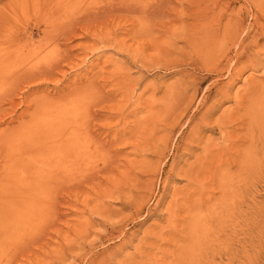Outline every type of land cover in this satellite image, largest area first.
Returning <instances> with one entry per match:
<instances>
[{
    "label": "rangeland",
    "instance_id": "1",
    "mask_svg": "<svg viewBox=\"0 0 264 264\" xmlns=\"http://www.w3.org/2000/svg\"><path fill=\"white\" fill-rule=\"evenodd\" d=\"M139 1L143 13L128 0H0L2 264H264V226L247 240L248 257H180L193 214L222 202L226 158L239 172L233 151L241 146L230 144L242 127L227 141L217 126L236 120L264 85V0ZM253 19L261 22L257 44L241 49L231 73L210 72L204 29L219 30L221 48L224 26ZM228 45L232 58L238 49ZM84 97L74 124L88 128L96 157L64 177L60 168L39 171L48 153L35 119L52 109L58 115L47 122L66 130V103ZM244 183L241 197L264 204V179ZM10 227L34 234L17 239Z\"/></svg>",
    "mask_w": 264,
    "mask_h": 264
},
{
    "label": "bare ground",
    "instance_id": "2",
    "mask_svg": "<svg viewBox=\"0 0 264 264\" xmlns=\"http://www.w3.org/2000/svg\"><path fill=\"white\" fill-rule=\"evenodd\" d=\"M139 3H140L139 0H128V5L131 4L134 7L135 6L138 7ZM120 5H122V4H120ZM134 7H132V8H134ZM112 8H114V7H112ZM138 8H140V12H142L143 8L142 7H138ZM148 9H147V11L149 12ZM137 10H139V9H137ZM132 11H134V9ZM147 11H146V13H148ZM236 23L237 24H234L233 27H230V26L228 28L226 26H224V28L222 27L223 28V35L225 36V38H224V41H223L221 48L215 47V45H217L216 43L222 39L217 35L218 34L217 32H219V30H217V28H214V26H211V27L209 26V28L207 27L208 29H204V33H209L208 35H210L209 40L206 39L205 41H207V43L211 47L209 46L210 47L209 52H207L201 58H202V60H204L203 62H205V60H206L207 63H210L211 65H209V66L212 67L215 65L214 67H212L213 69L210 71V72H213V74L214 73L217 75L219 73L221 74L224 72V70L227 71L228 73H231V69H232V71L235 69V68L233 69L232 67L235 66L241 58L242 52H240V51H242L246 47L255 46L258 42V38L261 34L258 32L261 30L260 20L253 19L251 26H248L246 28H242L243 24L241 23V21L240 22L237 21ZM251 30L253 31L252 34L250 33ZM206 31H208V32H206ZM220 32H221V30H220ZM202 35H203V31H202ZM247 39H248V42L245 43V41ZM203 43H205V42H203ZM203 43H202V45H203ZM228 44L229 45L231 44V46L234 45V47H233L234 50L238 49L237 53L233 51L235 53V56L234 57L232 56V58L230 56H229L230 57L229 58L227 53L225 54V51H224V47H226ZM212 45H214V47H212ZM231 46L229 48H232ZM249 52H252V51H249ZM234 53H233V55H234ZM251 54H253V53H251ZM252 57H254V55ZM245 58H247V57H245ZM245 62H249V60H246ZM73 98L74 97H70L69 99H67L65 101L70 102L73 100ZM86 100H88V97H84V99L79 100L78 104L74 105V106L71 103H66V105H68V107L70 108V110L62 111L63 114L65 115V117H63L65 119H64V121L62 120V122L64 123L66 130H64V129L58 130L57 129V124H58L57 122H53V124L50 122H47L46 118L50 117V115L55 112L52 109H50L49 111H46V114L44 117L35 119L34 128H37L39 126H41L42 128L40 130H38V134L36 133L37 129L36 130L34 129V131L38 137H41V142H43V140H44V144L47 146V153H48V154H43V156L41 158V159L47 160L45 163L42 164L40 162L39 163V164H41L40 167H39V165H35L39 171H41V172L43 170L49 171V169L58 170V168H60V172H61V174H63L61 176L64 177L74 167H76L79 163L90 162L91 160H94V158L96 157L95 153H98V151H97V149H92L90 146L92 138H90L88 128L81 125L78 122V120H77V123L74 124L75 118L77 116V115L76 116L74 115V111L76 113L78 105L80 103L83 104ZM65 101H62L59 103L63 104V103H65ZM173 105H175V104H173ZM245 105H246L245 107L241 108V111H240L241 115L239 117H235L236 120L232 121L231 120L232 118H230V117H228V118H230L228 120L220 119V121L221 120L222 121L220 122V125L217 126V127H219L218 129L223 134V136H222L223 139L224 140L226 139L227 141L231 139L228 135V133H230L229 131H234V130L238 131V129L240 127H242L243 134L241 135V137L235 138L230 144V145H234L236 147H238L239 145L241 146V149L238 151H237V149H235L236 147L235 148H234V146L232 147L233 149H235V151H233V155H235V156L240 155V160H238V163H236L237 167L239 166V172H237L234 175V174H231V172L229 171L230 166L233 167V165H232L233 159L232 158H230V157L228 159L226 158L224 163L223 164L221 163L222 165H224V164L226 165V169L221 170L222 172L221 171L219 172L220 175H222V178L226 179L225 183L227 184V188L224 191H222L220 194V200H222V202L224 200V204L222 202L218 206H216L215 204H212L211 207L206 206L207 208H205L203 206L204 210H205L204 213L201 211H198V212H196L195 215L193 214V217L190 219L188 234H186V236H188V239H189V243H188L189 245L184 246L182 248L183 250H182L180 257L185 255V256H187V258L191 257L193 260L199 259L201 257L206 256L208 251H215V252L223 251L221 256L226 257L228 260H232V259L239 258V257L241 258V256L242 257H248L249 256L248 254L251 253L252 249L250 247V242L249 241L247 242V240L249 238H251L253 233H255V236L259 235V234L261 235V230H262V227L264 226V217H263L264 204H263V200H259L258 202H256V201H254V199H251V202H250V201L242 198L241 195L243 193H246L245 191H247V188H245L247 185H245V183H244L245 178H249L250 180H254V183H256V181H258V183L260 181L262 182V180L264 179V85H262L260 87V89L258 90V93L256 94L255 97H252V98L247 100ZM48 107L56 108V107L50 106V105H48ZM208 112H209V110H208ZM55 113H56V115L53 117L56 119V116L58 115V113L57 112H55ZM190 118H192L191 115L189 116L188 121ZM43 119H46V120H43ZM40 120H42L43 122ZM235 121H236V123H234ZM185 125H186V123H185ZM235 126H238L239 128L236 129ZM41 130H43V132L45 130L44 134L41 133ZM236 132L234 134L239 133V132H237V133ZM32 134H34V132ZM53 137H55V139ZM225 137H227V138H225ZM228 137L230 139H228ZM49 139H52V140L47 143V141ZM192 139H193V137H192ZM34 142H36V141L34 140ZM38 143H39V141H38ZM93 144H95V143H93ZM231 150L232 149H230V151ZM230 151L227 153H231ZM49 154L53 155L54 157H50ZM38 161H39V159L37 160V162ZM213 174H215V173H213ZM236 177H237V180L233 184L232 178L235 179ZM242 178H243V180H242ZM39 181H40V183H42L41 180H39ZM44 186H45V184H42L41 186L39 185L38 192L41 191V193H43L46 196V194L43 192ZM223 186H225V185H223ZM228 186H230V188H228ZM71 187H73V186H71ZM71 187H69V189ZM74 187H75V185H74ZM257 187H259V186H257ZM0 188H1L0 193L6 192L2 196H7L8 190L6 188H3V183L0 185ZM50 188H51V186H50ZM255 190H256V188H255ZM257 191L258 190H256V193H257ZM212 192L209 194L210 197H211ZM214 192H213V194H214ZM213 194H212V197H213ZM258 196L260 199L263 198V195L261 193H258ZM55 198H56V196H55ZM229 199H232V200L229 201ZM207 200L209 201V198ZM206 201L204 202V204L206 203ZM202 203H203L202 201H199V204H202ZM3 204H4L3 200H1L0 206ZM204 204H202V205H204ZM202 205L200 207H202ZM27 208H29L28 205H26L25 210H27ZM196 208H195V210H196ZM215 223L217 224L216 228H213V227H215ZM13 228L14 227H12V228L10 227L11 230H9V231L17 230L16 236L14 234H12L17 239H18V237H20V238L23 237V234L28 231L27 229L24 230L22 228L21 229L20 228L13 229ZM7 232H8V230H7ZM28 232H29V234L33 235L34 229L33 230L31 229ZM218 233H222V234L229 233L230 237L228 236V237H223V239H220V237L218 236ZM2 235H3V233H2ZM4 236H6V237H3L1 239L2 242L7 241L8 240L7 238L9 237L6 234ZM259 245H261V243H259ZM258 249H259V247H258ZM230 258H232V259H230ZM185 259L186 258H184V260ZM185 261H188V260H185ZM0 264H2V262H0Z\"/></svg>",
    "mask_w": 264,
    "mask_h": 264
}]
</instances>
